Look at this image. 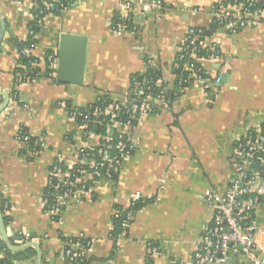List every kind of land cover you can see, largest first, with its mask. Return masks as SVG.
<instances>
[{
	"label": "crops",
	"instance_id": "0c3cea01",
	"mask_svg": "<svg viewBox=\"0 0 264 264\" xmlns=\"http://www.w3.org/2000/svg\"><path fill=\"white\" fill-rule=\"evenodd\" d=\"M122 1L77 0L43 18L36 44L25 56L36 60L32 66L38 72L17 87L24 102L18 107L10 98L13 76L17 68H25L18 63L22 54L14 40L25 42L31 35L33 0H0L6 27L0 44V92L9 95L0 114L1 213L10 244L18 234H28L40 247L41 264H71L62 254L69 239L88 242L81 248L88 264H193V252L212 218L205 196H224L233 179L236 142L264 124V20L234 32L220 28L205 44L216 45L221 59L200 62L202 82L180 88L167 108L152 107L130 128L113 127L134 148L118 165L116 178L92 181L86 176V190L77 184L57 211L45 212L42 201L57 154L63 164L73 166L81 147L101 142L94 133L84 138L69 111L102 96L124 102L131 77L148 65L160 68L157 85L173 91L178 46L189 29H209L222 5V0H164L160 12L136 11L134 33H119L115 26ZM131 1L138 5L144 0ZM62 35L85 38L79 84L71 63L65 81L58 80ZM183 69L189 71L188 64ZM20 127L35 139L33 148L16 141ZM134 192L142 199L129 209L128 196ZM118 208L128 212L129 220L113 252L112 215ZM253 217L264 256V205ZM150 246L157 248L156 254Z\"/></svg>",
	"mask_w": 264,
	"mask_h": 264
},
{
	"label": "built area",
	"instance_id": "2783aa9c",
	"mask_svg": "<svg viewBox=\"0 0 264 264\" xmlns=\"http://www.w3.org/2000/svg\"><path fill=\"white\" fill-rule=\"evenodd\" d=\"M220 8L213 13L212 23L225 28L228 32H234L238 29H244L252 22H261L264 20V0H231L230 3L224 5L221 3ZM37 1L33 0L35 8ZM117 11V22L115 26L116 32H135L133 27L132 17L139 11L141 13L160 12L163 9V0H144L138 5H135L131 0H124L119 3ZM231 9H228L230 8ZM206 38L200 33H194L192 29L187 31L183 42L178 46L177 54L188 53L190 59L194 62L188 63L191 80L193 82H202L205 78V71L201 65V61L208 63H216L221 59V54L218 47L214 44L206 45ZM196 49H201L206 52L205 58L197 57ZM27 50L21 51L23 56H27ZM49 62L53 61L50 56ZM177 64H174L176 68ZM215 82L220 83V78H216ZM182 84V80H179ZM167 88L161 90L154 99L142 88L134 90L132 98L128 97L124 102H114L107 96L109 104L103 100L102 104L97 107L92 113L84 116V123L80 124V130L84 138L92 135L94 132L89 131L88 125L90 122L101 124V118L104 116L110 117L112 126L121 125L125 128H130L133 122H136L140 115L147 113L152 107L158 106V109L167 108L169 99L166 98ZM128 105L130 112L128 120L125 123H119L113 120L114 113L120 109V105ZM88 107V106H87ZM74 113V111H73ZM73 113L70 117L73 119ZM91 117V118H89ZM23 127H20L16 134V141L27 145L30 136L23 132ZM95 134V133H94ZM120 135L119 141L115 144V149L121 155V160L117 162L115 158H111L107 151L99 148V145L91 147H81L77 152V163L75 165L66 166L63 164L61 154H57L55 162L50 171L48 186L52 184L54 179L58 180L59 184L67 186L69 189L63 195H59L57 189L54 190V198L57 202V207L64 202L69 196L75 194L77 184H81L82 190H86L82 180L87 176L93 181L94 178L112 179V172L117 171V167L122 160L128 158L134 151L133 145L125 137ZM101 140L104 138L100 135ZM97 149L96 155L92 152ZM117 163V166H107L110 163ZM233 179L228 185L224 196H205L208 206L212 210V218L205 227L203 234L198 240V244L193 252V264H244L248 261L250 264H264V256L261 255L257 245L258 230L254 222L255 210L264 205V135H261L260 130L255 131V135H247L244 139L236 142L234 158L232 163ZM85 167L84 170H78L72 173L74 167ZM64 167V171L61 169ZM104 170L103 172H100ZM73 174V175H72ZM62 178V179H61ZM69 178H74L70 181ZM81 190V191H82ZM142 199L140 192H134L128 196V207L133 208ZM46 203L45 200L42 204ZM57 207L52 206L49 212L57 211ZM5 205V210H6ZM126 210L118 208L113 212V218L126 217L122 220L123 232L128 227L129 214H125ZM28 234H18L14 238L13 246H23L34 242ZM80 245V246H79ZM89 245L82 246L80 243H72L69 240L63 249V256L71 264H79L78 260L83 256L82 249ZM151 253L156 254L157 248L150 246ZM82 248V249H81ZM3 254L0 252V259Z\"/></svg>",
	"mask_w": 264,
	"mask_h": 264
},
{
	"label": "trees",
	"instance_id": "16d2710c",
	"mask_svg": "<svg viewBox=\"0 0 264 264\" xmlns=\"http://www.w3.org/2000/svg\"><path fill=\"white\" fill-rule=\"evenodd\" d=\"M37 5L33 10V22L30 24V36L25 42H19L17 40H14V44L18 50V52H21L23 50H29L33 49L36 44L35 35L37 34L39 27L42 23V20L45 16L48 14H59L62 10H66L69 8L71 4L76 2L77 0H36ZM231 0H222V3L224 5L230 3ZM165 7V2L163 0V8ZM221 26L216 25L214 23L211 24L209 29H192L194 33L200 32L205 38L219 30ZM197 57L205 58L206 52L201 49H196ZM36 62V60L32 57H25L21 55L18 58V63L21 66H24V70L22 68H17L14 72V87L12 88V91L10 93V98L13 101L15 106H24V102L20 97L19 92L17 91V87L20 83L27 81L31 79L32 77H35L37 75L38 70L35 69L32 65ZM194 62L190 59L188 56V53H182L177 54L175 63L177 64L176 68H173V73L176 75V81L174 85L173 91H167L166 98H168L170 101L175 99L180 94V88H188L193 83L190 76V71L184 70V65ZM160 68L157 65H148L147 69L144 73H136L131 77V88L130 92L128 94V100L132 98L134 90L137 88H142V90L151 95L152 97H155L157 94L161 92L163 89V86H158L157 82L160 79ZM27 72V74H25ZM27 78V79H26ZM182 80V84L179 83V80ZM145 92V93H146ZM109 104L108 98H102L100 97L95 103L89 105L85 108H76L73 110H70V114L73 115V120H75L77 123L81 124L84 123V116L86 114H90L99 106ZM130 109L128 105H120V109L114 113V118L116 122L119 123H125L128 120ZM91 118V117H89ZM102 122L101 124H95L90 122L88 125L89 131L94 132L97 135H100L104 137L100 144L99 148L103 149V151H107L108 155L111 158H115L117 162L121 160V153L115 149V144L120 140V135L118 133H113L110 135V131L113 130V126L110 122L109 116H104L101 118ZM134 123V122H133ZM23 132H26L25 129H23ZM261 135H264V124L260 127ZM248 135L254 136L255 130H249ZM34 140L33 138H29L28 140V146L30 148L34 147ZM97 149H95L92 154L96 155ZM117 163H110L107 164V166H117ZM61 169L64 171V167H61ZM85 167H77L75 166L74 169H72V173L75 171V173H78V170H84ZM104 170H101L100 172H103ZM73 175V174H72ZM116 178V173L114 171L112 172V179ZM70 181H74V178H69ZM97 178H94L93 181H97ZM84 186H88L89 183H84ZM57 189V192L59 195H63L65 191H67L69 188L63 184H59L58 180L54 179L52 181V184L48 186L44 192L43 200L46 201L44 204L43 210L45 212H49L52 206L57 207V202L54 198V190ZM3 203V202H1ZM0 203V204H1ZM140 204L135 205L132 209L137 208ZM58 209L60 206L57 207ZM0 211L3 213L4 210L2 208V205H0ZM127 214V211L124 212ZM4 214V213H3ZM126 217V215H125ZM122 216L120 218H113L112 219V229H111V240L113 241V252L116 251V242L118 237L123 233L122 228V220L125 218ZM6 223V219H4ZM72 243H80L82 246L87 245V241H81V240H75V239H69ZM68 240V241H69ZM0 252L3 254V258L0 259V264H13L14 262H20V261H26V260H33L36 256V252L34 249L29 248L26 250H23L21 252L17 253H11L5 249V246L0 241ZM77 263V262H75ZM74 263V264H75ZM79 264H88V261L84 258V256H81V258L78 260Z\"/></svg>",
	"mask_w": 264,
	"mask_h": 264
},
{
	"label": "water",
	"instance_id": "95a60500",
	"mask_svg": "<svg viewBox=\"0 0 264 264\" xmlns=\"http://www.w3.org/2000/svg\"><path fill=\"white\" fill-rule=\"evenodd\" d=\"M5 22L0 18V44L5 33ZM85 38L77 36L62 35L59 40L58 47V59H59V71L58 80L65 81L67 69L69 63H71L70 72L72 73L74 83L79 84L81 82L82 63L84 57ZM0 114L5 110L9 101V95L0 92ZM113 134V131L110 132ZM0 240L5 248L11 253H17L29 248H32L36 252L35 264H41V250L38 244L31 243L23 246H12L8 239L5 237L4 221L0 211Z\"/></svg>",
	"mask_w": 264,
	"mask_h": 264
}]
</instances>
